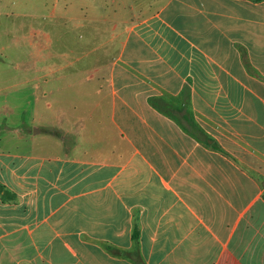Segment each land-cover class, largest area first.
<instances>
[{
    "label": "crops",
    "instance_id": "0c3cea01",
    "mask_svg": "<svg viewBox=\"0 0 264 264\" xmlns=\"http://www.w3.org/2000/svg\"><path fill=\"white\" fill-rule=\"evenodd\" d=\"M78 8L56 121L0 124V264H264V0Z\"/></svg>",
    "mask_w": 264,
    "mask_h": 264
},
{
    "label": "rangeland",
    "instance_id": "374dc122",
    "mask_svg": "<svg viewBox=\"0 0 264 264\" xmlns=\"http://www.w3.org/2000/svg\"><path fill=\"white\" fill-rule=\"evenodd\" d=\"M78 3L0 0V108L4 109L0 110V124L22 119L35 124L34 132L56 121L46 107H62L67 101L45 95L50 88L45 80L47 68L51 69L47 62L60 66L63 57H77ZM13 107H19L20 115L10 114L9 118L8 108ZM36 136H44V131Z\"/></svg>",
    "mask_w": 264,
    "mask_h": 264
}]
</instances>
